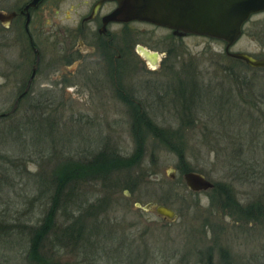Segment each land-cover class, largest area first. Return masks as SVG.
<instances>
[{"label": "rangeland", "instance_id": "1", "mask_svg": "<svg viewBox=\"0 0 264 264\" xmlns=\"http://www.w3.org/2000/svg\"><path fill=\"white\" fill-rule=\"evenodd\" d=\"M14 2L17 0H0V8L11 10ZM60 6L58 14L64 16L66 0ZM243 28L230 50L264 57V12L254 13ZM157 32L165 33L162 28ZM224 44L191 33L165 43L159 51L160 66L136 63L139 57L135 54L136 59L125 56L120 58L123 63L117 60L116 68L103 67L94 56L87 64L77 65L74 77L66 74L64 80L59 79L56 74L61 71L56 70L36 79L34 89L49 86L56 91L52 109L47 113L31 109L27 98L11 117H0V153L9 155L12 162H22V174L11 175L15 186L0 188V210L6 211L14 232L27 236V226L42 221L48 200L44 196L51 194L54 185L40 198L39 188L45 182L46 189L61 160L81 156L90 160L103 146H114L122 155L134 151L133 118L123 97L130 95L159 127L177 131L173 140L182 143L180 148L169 147L155 134L145 132L142 162L114 172L119 185L107 187L91 177L78 180L72 191L80 200L99 199L109 204L101 218L105 226L99 229L102 237L96 242L95 231L94 240H57L55 235L68 223L58 212L56 226L42 238L40 254L54 264H264V226L259 220H242L241 212L224 196L232 189L233 197L244 206L263 197L264 69L229 59ZM31 63L25 67L27 76ZM69 68L75 70L74 65ZM231 71L237 73L236 80L229 78ZM187 79L196 83L191 102L187 97L181 100L177 93L179 81ZM8 96L0 90V111L13 106L14 98ZM4 162L0 156L2 182L8 181V175H3L8 174L6 169L13 173ZM182 167L200 171L213 183H222L226 191L217 192L213 187L191 194ZM34 196L38 197L35 204L26 203ZM137 202L171 206L177 215L162 220L155 211L136 206ZM137 225L148 230L143 237L146 254L142 255L133 251L136 234L131 232ZM91 241L94 244L89 246ZM12 243L13 239L6 243L0 238V264L36 262L29 259L27 247L21 249L17 244L13 248Z\"/></svg>", "mask_w": 264, "mask_h": 264}, {"label": "flooded vegetation", "instance_id": "2", "mask_svg": "<svg viewBox=\"0 0 264 264\" xmlns=\"http://www.w3.org/2000/svg\"><path fill=\"white\" fill-rule=\"evenodd\" d=\"M30 1L17 0L11 10L7 6L0 8L5 14L15 12L10 21L0 19V78L3 80L0 82V90L8 93L9 99L14 98L13 106L16 100L18 103L13 112H10L13 108L11 106L9 110L0 111V115L5 112L8 113L5 116L15 114L21 105L20 102L27 98L36 102L35 108L38 105L40 112L47 113V109L51 110L56 91L49 86L34 89L33 84L36 79L39 80L40 76L45 75L46 78L47 75L59 70L60 75L56 74L59 79L64 80L66 74L74 77L77 65L87 64L88 60L95 59L94 56L97 57L96 62L101 66L116 68L117 60L119 61L120 58L126 56L133 60L137 55L139 58L136 63L138 61L149 67L148 61L137 51L139 45L149 51L153 48L154 52L159 53L162 48L164 49L165 43L176 42L184 35L151 21L119 22V20L107 19L106 17L110 16L118 6L117 0H66L68 8H65L64 16L61 13V15L58 14L63 0H39L36 5L28 8L26 6ZM61 16L62 18L58 19ZM159 28L165 31L163 35H158ZM120 60L123 63V59ZM30 61L32 62L31 72L27 76L25 67H28ZM35 62H38L36 73L30 78ZM71 65H74L75 70L71 71L69 68ZM190 192L195 193L191 189ZM107 206L109 204L106 203L97 207L101 211L96 213L99 218L95 221L97 225L100 224L99 229L105 227L101 218L104 216L102 210H105ZM150 211H155L154 207ZM157 214L162 220H169L162 217L160 213ZM99 229L95 228L89 232L93 235L96 231V242H99L98 236L102 237ZM147 233L145 226L141 229L140 225L131 232L133 235L136 234L134 241L132 240L134 252L146 254V241L143 237ZM93 244L94 242L91 241L89 246ZM79 264H85V261H79Z\"/></svg>", "mask_w": 264, "mask_h": 264}, {"label": "trees", "instance_id": "3", "mask_svg": "<svg viewBox=\"0 0 264 264\" xmlns=\"http://www.w3.org/2000/svg\"><path fill=\"white\" fill-rule=\"evenodd\" d=\"M229 59L234 61L237 60L236 58ZM238 62L246 64V62L241 60H238ZM230 70L233 69L230 68ZM236 74L237 73H234V71L228 72V76L232 80L237 79ZM195 86L196 83H192L189 79H187V81H179V88H177V93L178 95H180V97H182L181 100L187 97L191 102L195 95ZM185 89H187L188 92H186ZM120 94L123 96V93ZM123 97L125 98L126 103L128 104V108L131 109L129 112L131 114V118H133V121L131 123V129H133L132 135L133 139H135V142L133 148L134 151L132 153H130L129 155H122L119 151L115 149L114 146H103L101 149L98 150L97 155H92V159L90 160L85 159L88 156H81L79 159H73V157H71L61 160L59 165L55 167L54 171L52 172L53 176L50 183H48L47 185L48 187L45 186L46 189H44L43 186L45 185V182H40L41 186L42 184L43 186H39V198L41 196L43 197V191H47V189H49L51 185H54V188L50 195L44 196L48 199L46 201L47 209L42 216V221H40V224L38 226H34L33 224L31 226H27V229L30 231L27 235L28 237L24 232H17L16 234V232H14L16 229H14L13 225L11 227V223L9 222L8 217L4 215L6 211L0 210V238H3L6 243H10L11 239H13V248L17 244L18 246L20 244L19 247L21 249L22 247H27L29 259L32 262H37H35L34 264H54L40 254L39 246L43 240L42 238L46 237L48 233L53 230V227L56 226L55 220L57 219L56 216L58 212H60L62 216H66V221L68 223H65L62 226L61 231H59V233L55 235L57 240L64 241L67 239L71 241V239H73L74 241L81 240V243L83 242L82 240H85L84 238L87 237L86 240L89 241L92 239V233L89 234V232L94 230L95 228H100V226L97 225L98 223L95 221L99 218L96 213L101 212L97 209V207L99 205H102L103 203L99 199L88 201V199L85 198L83 199V201L80 200L78 198L80 196L75 195V193L72 191L73 187L76 186L78 180H82L84 177H91L92 179L90 180H93V178L100 179L102 183L105 184V186L107 185V187H114L115 185H119L120 179H118L117 176L113 178L114 172L121 173L122 170H129L135 165H139L142 162V154L145 151V132L155 134L157 138L162 140V143H168L169 147L180 148L179 146H181L182 143L173 140L175 138V135L178 134L177 131L174 133L173 131H169L167 128L159 127L154 121V119L148 116L144 107H141L140 105L131 101L132 97L130 95L129 97ZM29 102V108H35V104L33 105L31 100ZM182 109L181 111H183ZM35 110H40L38 105L36 106ZM11 116L12 115H9L8 117ZM180 152L181 151H178V156L181 158V160H183V156L180 154ZM0 156L4 159L6 164L10 166L9 169L11 168V170L13 171V173L11 174L9 170H5L6 173L8 171V174L3 175H8V181L2 182L4 179L0 181V188L1 190H3L8 188L9 185L15 186L11 182V175L15 177L19 174H22L23 171L20 167V163L22 162H17L16 159H13L12 162L10 160L11 157L9 155L3 156L0 153ZM1 164H3V162ZM182 168L185 170V172H187V170H191L188 167ZM260 172L262 174L264 172V161L263 167L260 168ZM88 174L92 176H86ZM129 180L133 181L132 179ZM223 186L224 185L222 183H214L213 189L217 190V192H219L220 190L222 192H225L226 190L223 188ZM227 192L228 193L225 192V194L223 193L225 198L227 199V202L232 205V207L234 206L233 208H235L238 213L241 212L242 220L246 218L249 220V222L255 220L256 223L259 220V223L264 226V193L263 197H258L255 199L253 198L252 201H250L244 206L243 204H239L237 202L236 197H233L232 189L228 190ZM22 197L23 199L26 198L24 194ZM36 200H38V197H30L28 198L26 203H29L30 205L35 204ZM103 211L105 210H102V212ZM18 216L20 218V213ZM17 225L19 226V224ZM55 264L59 263L55 262Z\"/></svg>", "mask_w": 264, "mask_h": 264}, {"label": "water", "instance_id": "4", "mask_svg": "<svg viewBox=\"0 0 264 264\" xmlns=\"http://www.w3.org/2000/svg\"><path fill=\"white\" fill-rule=\"evenodd\" d=\"M39 0H31L26 7L36 5ZM118 6L106 17L109 20L119 22L127 21H151L163 27L172 28L175 33L191 34L197 36L204 35L208 38L225 41L224 50L227 57L246 62L249 67L264 69V57L252 56L248 52L230 50L235 42L240 40L244 32V23L249 21L254 13L264 12V0H117ZM15 15L14 11L5 14L0 10V19L7 21ZM137 51L149 64L158 66L159 53L147 50L139 45ZM39 62V59H38ZM33 66L32 78L36 73V64ZM18 106L10 110L13 112ZM5 114H8L5 112ZM1 114L0 117L5 116ZM185 186L191 191L209 190L214 187V183L206 178L200 171L187 170L184 172ZM147 210L154 207L162 217L173 220L177 213L171 206L160 203L147 202L141 206Z\"/></svg>", "mask_w": 264, "mask_h": 264}]
</instances>
